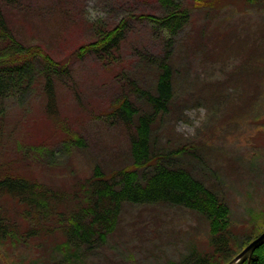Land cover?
Returning a JSON list of instances; mask_svg holds the SVG:
<instances>
[{
    "label": "rangeland",
    "instance_id": "374dc122",
    "mask_svg": "<svg viewBox=\"0 0 264 264\" xmlns=\"http://www.w3.org/2000/svg\"><path fill=\"white\" fill-rule=\"evenodd\" d=\"M175 1L188 11L189 20L172 38L137 18L160 15L157 0H23L21 8L8 7L9 25L18 39L33 50L46 51L67 69L55 85L56 111L50 115L41 96L40 59H30L36 58L31 87L5 106L9 142L0 162L11 160L15 170L49 186L55 192L52 199L58 201L56 209L71 211L75 204L63 206L65 195L79 188L93 166L116 169L128 162L123 130L104 116L115 97L125 91L127 83L151 86L154 77L147 57L171 53L184 98L174 106L171 117L175 132L181 136L177 140L198 150L194 175L228 205L236 254L249 234L264 225L258 224V219L254 223V217L264 211V76L252 108L236 114L229 110L224 119L218 115L223 128L207 120L203 106L191 104L186 82L188 76L221 79L222 71L247 58L259 39L264 41V0ZM122 20L127 24L126 33L112 63L107 59L110 64L105 66L93 55L76 56L77 48L92 40V25L111 29ZM71 134L77 135L83 146L66 148ZM205 142L212 144L208 151L202 147ZM61 144L59 151L56 148ZM18 152L31 154L36 161L25 167L28 162L21 160ZM1 201L6 221L12 229L17 228L20 240L0 244V264L43 263L50 258L48 251L60 241L54 213L31 220L21 216L23 208L14 201ZM28 229L33 233L21 237ZM209 245L207 222L188 210L124 204L115 232L74 261L180 264L192 250L210 252Z\"/></svg>",
    "mask_w": 264,
    "mask_h": 264
},
{
    "label": "trees",
    "instance_id": "16d2710c",
    "mask_svg": "<svg viewBox=\"0 0 264 264\" xmlns=\"http://www.w3.org/2000/svg\"><path fill=\"white\" fill-rule=\"evenodd\" d=\"M23 0H0V155L8 145L9 131L5 125V109L16 96L25 93L34 80V57L40 59L39 78L42 80V98L45 110L54 115L56 111V83L67 67L56 62L50 55L38 48L24 45L9 25L7 8L20 7ZM160 15H139V20L156 25L171 37L184 29L189 20L188 11L175 0H157ZM21 8V7H20ZM92 40L80 45L76 50L77 57L93 55L103 65L112 63L121 46V38L126 33V21L116 26L107 27L92 25ZM171 39V38H170ZM263 40L250 49L244 60L236 62L222 71V78L208 80L199 77L187 78L190 101L193 106L206 109L207 120L216 122L224 119L230 110L233 113L244 112L252 108L258 100L264 76ZM168 52L158 57H147L154 77V86L148 90L134 93V99L120 96L111 104L106 119H112L127 138L125 165L111 169L95 165L91 173L75 193L79 209L65 216L53 208L55 193L44 184L20 173L12 165L11 160L0 162V244H10L11 240H20L17 228H11L6 221L1 200L9 199L23 208L21 216L32 219L47 216L51 211L57 216L61 242L48 251L51 256L42 262L29 261V264H78L93 248L92 243L100 245L107 236L114 233L119 221L121 207L130 205H167L185 207L207 219L210 246L209 253H198L192 250L194 258L183 264H225L234 253L233 240L229 236L226 245L223 232L231 233L229 207L218 195L217 191L194 175V162L199 158L198 150L190 143H182L171 119L174 106L171 100L175 93H182L179 78ZM258 54V55H257ZM256 57V58H255ZM109 60V62L107 61ZM180 86V89L177 87ZM231 89V90H229ZM220 115V117L218 116ZM136 119V122H135ZM64 146H83L81 139L74 134ZM212 144L205 142L204 151L210 150ZM21 159L26 160L29 154L18 152ZM69 153H65L67 156ZM12 155V154H11ZM13 156V155H12ZM180 156L179 159H176ZM167 167V168H166ZM193 167V168H192ZM165 182H169L168 186ZM29 213V214H27ZM264 211L254 217V223H264ZM263 217V218H262ZM220 218L216 223L214 219ZM250 233L243 246L258 236L262 230ZM14 231V234H12ZM30 230L22 232L21 237L28 238ZM55 231L53 232V235ZM227 239V238H226ZM86 248H81V247ZM83 249V252L78 250ZM249 264H264V245L252 254Z\"/></svg>",
    "mask_w": 264,
    "mask_h": 264
},
{
    "label": "bare ground",
    "instance_id": "6f19581e",
    "mask_svg": "<svg viewBox=\"0 0 264 264\" xmlns=\"http://www.w3.org/2000/svg\"><path fill=\"white\" fill-rule=\"evenodd\" d=\"M123 41V37L121 38V42ZM171 54V53H170ZM170 54H168V56H169V58H171V55ZM154 86V80L152 81V84H151V86H149V85H140V84H137L136 82H132V83H127L126 84V89H125V91H123L121 94H119L118 96H116L115 97V100L113 101V103L116 101V99H118L120 96H122V94H124L123 95V97H126V98H128V99H134V93L135 92H141V90H144V91H146V90H148L149 89V87H153ZM177 89H180V86H178L177 87ZM176 95H173V98H172V100H171V104H172V106H175V105H177V104H179L182 100H184V98L182 97V93H175ZM187 98H190V96L189 97H187ZM135 122H136V119H135ZM180 158V156H177L176 157V159H179ZM167 168V167H166ZM172 207H175V206H172ZM180 208H183V209H185V210H188L189 212H191V213H193V214H196V215H198V216H200L202 219H204V220H207L204 216H202V215H200V214H198V213H196V212H192V211H190L189 209H187V208H185V207H180ZM214 221H216V223H218L219 221H220V218H216V219H214ZM230 232H223V235L225 236V239L222 241V246L224 245H226V243H227V241H228V238H229V236H230ZM227 238V239H226ZM92 245L94 246L95 244L94 243H92ZM187 258H189L188 260H190V262L192 261V259L194 258V254H193V251H191V253L188 255H186L181 261H180V264H183L186 260H187ZM178 264V263H177Z\"/></svg>",
    "mask_w": 264,
    "mask_h": 264
},
{
    "label": "water",
    "instance_id": "95a60500",
    "mask_svg": "<svg viewBox=\"0 0 264 264\" xmlns=\"http://www.w3.org/2000/svg\"><path fill=\"white\" fill-rule=\"evenodd\" d=\"M261 245H264V231L253 241H251L233 260L228 264H242L245 260L249 261L252 253Z\"/></svg>",
    "mask_w": 264,
    "mask_h": 264
}]
</instances>
